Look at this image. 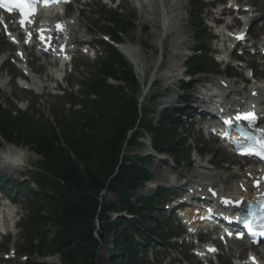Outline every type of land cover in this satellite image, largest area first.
Segmentation results:
<instances>
[{"label":"trees","instance_id":"16d2710c","mask_svg":"<svg viewBox=\"0 0 264 264\" xmlns=\"http://www.w3.org/2000/svg\"><path fill=\"white\" fill-rule=\"evenodd\" d=\"M116 21L111 34L119 41L133 24ZM197 65L195 58L189 60L190 74ZM96 72L85 83L83 99L72 101L81 110L55 114L54 125L34 121L28 114L12 118L0 112V137L40 158L32 176L38 191L27 188L29 213L21 250L38 259L56 255L58 264H95L99 243L94 235L103 241L109 229L111 264H149L144 255L146 244L152 236L162 239L163 232L158 222H150L155 198L138 197L136 192L150 180L151 159L123 154V145L128 150L136 147L137 136L144 130L155 152L180 156L179 130L185 131L182 111H165L155 122L147 119L146 112L141 116L136 101L139 87L113 48L107 49ZM108 78L123 87L108 85ZM114 213L132 220L111 221Z\"/></svg>","mask_w":264,"mask_h":264},{"label":"rangeland","instance_id":"374dc122","mask_svg":"<svg viewBox=\"0 0 264 264\" xmlns=\"http://www.w3.org/2000/svg\"><path fill=\"white\" fill-rule=\"evenodd\" d=\"M189 1L193 2L194 0H137L135 2H132L131 0H127L126 4V11H122L123 20H126L130 17V13L134 14L135 18V32L130 34L128 37L124 38L125 44L131 45L135 50V55L138 61L140 62L142 68H144L145 77H147L149 74L152 73L155 67H158L156 80L153 82L152 87L154 89H151L147 92L146 96L144 97V101L142 103V108L149 112V117L151 119L157 118V113L164 110V109H171L172 107L176 106L178 104V101L180 98L189 97L192 96L201 99L203 98V93L205 92V88L202 84V76H196L192 79H186L182 75L184 72L183 69V62L186 59V56L189 55V49L195 46L194 44V34L197 33V35L200 36V38L204 39L208 35H212V32L210 30L211 23H206L207 25L204 26H197V28L194 29V26L192 24V20L196 17L201 18L203 20L213 19V17L218 18L219 15L217 12L212 14H206V12H198L191 11V7L189 5ZM254 4H262L260 3V0H253ZM104 3V2H103ZM101 3H92V5H88L87 7L83 8L82 12L80 13L82 17L78 18L77 26L79 31L81 29H87L89 30L93 35L94 39L101 40V33L110 32V29L103 26L102 22L100 20L103 19L101 16L102 14L99 12H102L103 10H106L105 5ZM105 7V8H104ZM80 7L77 8H70L72 10V14L74 17H78V11ZM104 13V12H102ZM97 15L100 16V19L97 20ZM194 15V16H193ZM258 18L256 20V24L252 28V33H255L257 29L263 25L261 23L260 16L261 14H257ZM254 16H251V14L246 15L245 19L251 20ZM225 22L231 23L230 20L224 19ZM100 21L101 23L97 24L96 22ZM214 33V32H213ZM208 46L211 49H220V45H212V43H208ZM4 47V46H1ZM231 47V46H230ZM226 51H230L229 45L225 47ZM101 49L99 48V53H101ZM97 54V53H96ZM251 54L247 53L244 56V61L251 66L258 75H261L260 73L264 71V65H262L260 61H257L256 59H251ZM160 56H164L162 59H160ZM90 57H92L90 55ZM95 61L87 58L86 64H84L81 70L79 68H76V74L72 75V81H73V87L76 85V83L79 81L83 82L82 80L86 81L87 79L91 78L93 70L96 68ZM95 65V66H94ZM94 66V67H93ZM131 66V65H130ZM132 68V66H131ZM133 70V69H132ZM81 75V76H80ZM34 80H38V77L33 76ZM5 81V78L2 79ZM6 82V81H5ZM139 82V81H138ZM185 82L184 85L187 87L185 89V92H183L180 89L181 83ZM216 81H213V84H215ZM47 88L46 90H41L39 93H35L36 95H42L39 98L35 99L32 98L31 94L28 93H20L19 88L17 86L13 85L10 88V94L6 95L5 93H2L3 95H0V103H2V107L12 108L15 106L13 99H21L22 101L26 100L29 102L32 100V103L39 106V111H35L34 113H42V118L45 116V118H50L51 112L53 110H59V106L61 105L62 101L60 99L55 98H49L48 94L51 91V88L53 87V84H46ZM251 86V84H250ZM64 87V86H62ZM151 87V88H152ZM209 87V86H207ZM60 90H63L62 88H58ZM242 89V86L237 85L234 87V90ZM76 89L73 90L72 93H76ZM8 92V89L6 90ZM54 93V90H53ZM79 93V92H78ZM156 95L160 98L156 97L157 99L155 102H150V95ZM247 95V92L245 93ZM179 96H181L179 98ZM36 101V102H33ZM30 103V102H29ZM25 107L27 105L23 102ZM20 105H18L19 107ZM24 106H20L21 109L24 108ZM31 107V106H30ZM189 108L196 110L197 113L200 112V103L197 102L196 104L191 103L189 105ZM155 110V113L153 111ZM191 116H188L186 119V122H190ZM194 122L198 121V116L195 115L193 118ZM199 126L197 125L193 128L192 132V140L196 141H205V137L199 132ZM143 143H147L146 140H142ZM143 146L133 149L134 155H144L146 154L147 147ZM214 150H216V147H212ZM9 149V150H8ZM7 150L9 151V155H11V159L13 160V163L10 165L14 168L13 172L3 173L1 170V166L3 165L0 161V176L10 178V180L16 179L17 175L26 173L27 170H31L32 167L36 164V162L39 160L36 156L33 154L27 152L26 150L16 149L13 147H8ZM0 151L4 152L6 151L4 149V146L0 148ZM132 151L130 153V156L132 154ZM8 153V152H6ZM11 153V154H10ZM132 154V155H133ZM162 162H158L157 160H154V165L152 167V174H153V181L151 184H146L140 191L139 195H152V193L156 190L159 186H172L177 187V183L170 182L168 177L174 176L177 177L181 174H192V171H194L193 177L196 174H206L210 173L212 175H215L217 178V175H224L228 176L229 174H235L236 178L233 179L232 182L238 181V178L243 176L244 171L241 169L242 163L240 161L235 160L234 158H231L229 156L223 155L221 152H214L212 155V161L217 166L215 168L214 166L206 167L204 159H197L195 156L190 157L189 161L192 162V168L186 167V163H180V164H174L170 160L166 158H162ZM0 160H3L0 158ZM224 163H226L224 165ZM195 167H194V166ZM202 165L204 169H199L198 166ZM8 166V168L10 167ZM226 166H229V168H226ZM234 166V167H231ZM240 166V168H239ZM31 167V169H30ZM194 167V168H193ZM11 169V168H10ZM14 176H16L14 178ZM14 178V179H13ZM183 183L185 182L184 179ZM235 183V182H234ZM232 183L229 182L226 187L229 188ZM215 185L218 187V189H222L224 187V184L222 182H215ZM6 188L8 186L6 185ZM187 188V186H186ZM182 188V189H186ZM180 191V190H177ZM17 194L22 195L20 192H17ZM169 207V205H167ZM167 209V207H166ZM20 211V209H18ZM21 212V211H20ZM165 216L169 217L170 212L169 209L165 211ZM174 216V215H173ZM176 225V223H174ZM10 236L8 238V241H6V247L8 250H11L12 248L18 247V241H19V234L16 230H8ZM110 230L106 229V231L103 234V241L100 243L99 251H98V258L96 260L95 264H109V251L112 249L111 247V238ZM187 242L184 241V245H186ZM189 244V242H188ZM184 252V250L182 249ZM188 256V262L189 264H199L195 259H193L190 254H187ZM154 261H163V264H169L172 262L173 257L172 255H163L162 253H158L157 256H152ZM22 257L17 258L15 262H12L11 264H24ZM35 258L32 257L31 260H34ZM180 258H178L179 260ZM177 260V259H176Z\"/></svg>","mask_w":264,"mask_h":264},{"label":"bare ground","instance_id":"6f19581e","mask_svg":"<svg viewBox=\"0 0 264 264\" xmlns=\"http://www.w3.org/2000/svg\"><path fill=\"white\" fill-rule=\"evenodd\" d=\"M260 10H262V8L258 7L256 11H260ZM263 21H264V19H263ZM120 50H121V53L124 55V57L132 65V67L134 69V72H135V75H136L139 83L142 84V88L144 89L146 87L145 83H149V86H150L156 80L158 67H155L154 70L152 71V73L149 74L147 77H145L144 68H142L140 62L136 58L134 50L130 46H123V47H121ZM44 76L47 79L49 78V76L47 74H44ZM262 92H264V91H262ZM146 94H147V91H146V93L144 94V96L142 98L143 100H144V97L146 96ZM195 99H196V97H193V98L190 99V101L195 100ZM5 150H6V148H5ZM8 150H6L4 152L1 151L2 154H0V156L3 155L2 162L4 161L5 165H7L9 162H13V160L11 159V155H9V151ZM6 152H8V153H6ZM189 166H191L190 162L187 164V167H189ZM233 177H234V174H231V175L226 176V177L225 176H220L219 181L224 182V184H227L228 182H230L233 179ZM209 179L211 181L213 180L211 175H210ZM208 185L209 184L207 182L200 181L199 183H197V188H204L205 189V187L208 186ZM206 193L208 195L207 191H206ZM236 194H237V189H236V185H235V186H233L231 188V191H230V193L228 195L232 196V195H236ZM240 245L242 246V244H240ZM262 258H264V256H262Z\"/></svg>","mask_w":264,"mask_h":264},{"label":"snow or ice","instance_id":"6c2138e0","mask_svg":"<svg viewBox=\"0 0 264 264\" xmlns=\"http://www.w3.org/2000/svg\"><path fill=\"white\" fill-rule=\"evenodd\" d=\"M47 2L48 0H45V4H47ZM64 2H67V0H64ZM6 4L20 8L22 17L31 16L34 14V3H30L29 0H0V6H5ZM21 5H23V7H21ZM25 8L27 9L26 11H25ZM20 23L23 26V24L25 23V20L21 19ZM57 28L60 29L61 26L57 25ZM242 38L243 37H237V39H242ZM237 119L254 122L255 115L253 113H246L243 115H238ZM225 123L226 124L230 123V121H225ZM257 143L260 144L261 148H264V140H257ZM241 154H244V155L256 154V155H260L261 158H264V152L244 151ZM225 203H232V202L225 201ZM235 203L239 204L240 202L237 201ZM260 218L264 220V203L261 204V217ZM245 227L248 228L249 231H251V221L250 220L245 221ZM260 235H264V231H262ZM210 250L215 251V249H210ZM252 259H253V264H255V259L254 258Z\"/></svg>","mask_w":264,"mask_h":264}]
</instances>
